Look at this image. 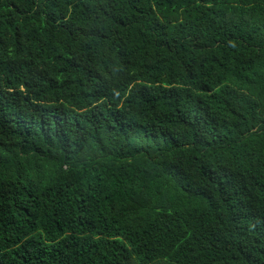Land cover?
Wrapping results in <instances>:
<instances>
[{"label": "trees", "instance_id": "16d2710c", "mask_svg": "<svg viewBox=\"0 0 264 264\" xmlns=\"http://www.w3.org/2000/svg\"><path fill=\"white\" fill-rule=\"evenodd\" d=\"M0 264H264V0H0Z\"/></svg>", "mask_w": 264, "mask_h": 264}]
</instances>
